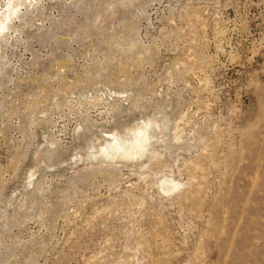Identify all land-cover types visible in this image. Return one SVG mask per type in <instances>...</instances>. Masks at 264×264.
Instances as JSON below:
<instances>
[{
	"label": "rangeland",
	"instance_id": "obj_1",
	"mask_svg": "<svg viewBox=\"0 0 264 264\" xmlns=\"http://www.w3.org/2000/svg\"><path fill=\"white\" fill-rule=\"evenodd\" d=\"M12 4L0 264H264V0Z\"/></svg>",
	"mask_w": 264,
	"mask_h": 264
},
{
	"label": "bare ground",
	"instance_id": "obj_2",
	"mask_svg": "<svg viewBox=\"0 0 264 264\" xmlns=\"http://www.w3.org/2000/svg\"><path fill=\"white\" fill-rule=\"evenodd\" d=\"M13 3V0H9L8 1V3H7V5H6V8H7V11H5L4 13L5 14H3L2 16H0V33L4 30L5 31V28L7 27L8 28V26L6 25V22H7V20H8V18H9V15L11 14V15H13V13H15L16 12V6L15 5H13L12 4ZM4 33V32H3ZM141 135V134H140ZM139 135V136H140ZM143 136V135H142ZM143 142V141H142ZM141 142V143H142ZM141 145V144H140ZM138 146H139V143H138ZM118 149V148H117ZM141 149V148H140ZM122 152V151H121ZM120 153V152H119ZM171 187L172 186H168V187H166V188H164L165 190H169V189H171ZM175 187V186H174Z\"/></svg>",
	"mask_w": 264,
	"mask_h": 264
}]
</instances>
